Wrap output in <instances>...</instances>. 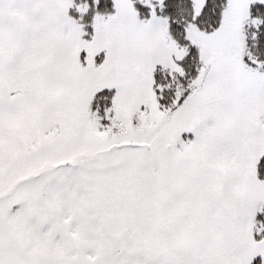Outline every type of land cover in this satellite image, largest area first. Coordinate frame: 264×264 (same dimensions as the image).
Here are the masks:
<instances>
[{
  "label": "snow or ice",
  "instance_id": "snow-or-ice-1",
  "mask_svg": "<svg viewBox=\"0 0 264 264\" xmlns=\"http://www.w3.org/2000/svg\"><path fill=\"white\" fill-rule=\"evenodd\" d=\"M0 264H264V0H0Z\"/></svg>",
  "mask_w": 264,
  "mask_h": 264
}]
</instances>
